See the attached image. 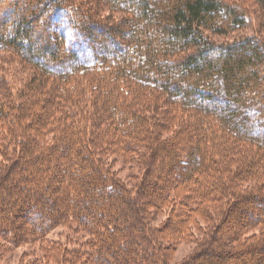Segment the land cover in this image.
Masks as SVG:
<instances>
[{
    "label": "trees",
    "instance_id": "obj_1",
    "mask_svg": "<svg viewBox=\"0 0 264 264\" xmlns=\"http://www.w3.org/2000/svg\"><path fill=\"white\" fill-rule=\"evenodd\" d=\"M246 14L231 0H0V247L38 244L31 264H171L195 228L179 264H264V41L217 38ZM14 55L35 70L19 87ZM127 157L132 182L111 172ZM58 222L86 236L71 253L48 236Z\"/></svg>",
    "mask_w": 264,
    "mask_h": 264
},
{
    "label": "rangeland",
    "instance_id": "obj_2",
    "mask_svg": "<svg viewBox=\"0 0 264 264\" xmlns=\"http://www.w3.org/2000/svg\"><path fill=\"white\" fill-rule=\"evenodd\" d=\"M90 1V0H88ZM102 1V0H101ZM231 2H240L241 3V7L243 9H245L247 11L246 14V25L236 31L231 33L230 35L227 36H222V37H217L219 40H222V38L227 39V38H234L236 36L239 35H248V36H257L260 37L263 41H264V16H263V11H261V8L259 6H257L256 2L254 0H231ZM102 10L103 16H108V18H120V16L122 15V13H117L114 12L110 9V6L105 5L104 7L101 6L100 8V12ZM132 44H130V39L124 40V43L122 44V46H125V48H131ZM118 46H114V48H112L111 46V50L112 49H117ZM16 57V58H15ZM13 70L11 69V72H9V76L10 79L13 80V84L17 87H19L21 84H23L24 80L27 78H30L31 75L35 72L34 68L25 64L20 57L14 55V57H12L11 62H10ZM51 82V79H49V81L47 82V84ZM139 89H135L132 92H138ZM140 98V95H134L131 96V98ZM130 97V96H129ZM90 100V102L93 101V96H89L88 98ZM216 103L222 105V103L219 100H216ZM175 111V110H174ZM95 113V112H94ZM106 135V134H105ZM104 135V136H105ZM106 138V137H105ZM50 139L49 138H44L45 141H48ZM133 158L127 157V159H125L124 161L122 159H117V162H113L112 164V171L115 175L121 177L122 179L128 178V180L130 182H132V175L133 174H138L139 172L137 171L138 168H136V164L134 163V161L132 160ZM237 164V163H236ZM140 167V166H139ZM139 170H141V168H139ZM63 170H61V167H57L56 169H54V171L52 173L58 175L60 173V175H64ZM26 173H30L29 170H27ZM174 176V175H173ZM170 177V178H174V177ZM40 177V175H39ZM236 182V181H235ZM233 180L230 181V183H232V185H234L235 183ZM241 189L244 188L245 191V187H247V184H241L238 185ZM243 187V188H242ZM40 188V187H39ZM62 191V190H61ZM55 192L54 195H58V193L62 192ZM66 198V197H65ZM63 198V200H61V205H68L70 203H68V201ZM95 202L96 204H98L99 202V198L96 197L95 198ZM94 207V206H93ZM46 208V207H45ZM96 208H94L93 210H96ZM28 216H32V212H30V214ZM167 216V211H162L158 217H156L155 219V223L160 225V222L164 221L165 218ZM14 217L18 220H22V217L24 219V214L20 215V218H17V216L14 215ZM26 218V217H25ZM171 231V230H170ZM168 230V232H170ZM190 232H191V236L194 239H183L178 241V243H176L173 252L170 253V258L172 259L171 264H179L181 263L186 257H188L196 248V241L198 238H201V232L198 229L195 228H190ZM49 238H53L54 240V244H57L58 241L60 242L61 245V250H64L65 248L71 253L73 252L74 249L79 248L78 245H76L74 242H77L78 239L80 240H84V238H86V236L83 235V233L80 232V230L78 229V227L76 225L72 226V223H67V224H62L59 222L57 224L54 225V229L51 230V232L49 233ZM3 242V241H1ZM5 243V242H3ZM6 245H8L6 243ZM54 250H56V248L54 247ZM43 257L44 254L43 252L40 251L39 249V245L38 244H34V245H30L27 243L22 244V246L16 247L14 245H8V248H2L0 247V262L2 264H31V262L36 259V257ZM42 259V258H41ZM43 261V259H42ZM54 261L58 262L56 259H54ZM211 261V259H207V263H209ZM48 262H50L48 260ZM254 261H251L250 264H255ZM215 264V263H213Z\"/></svg>",
    "mask_w": 264,
    "mask_h": 264
}]
</instances>
